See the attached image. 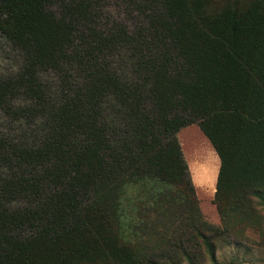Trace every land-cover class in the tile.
I'll return each instance as SVG.
<instances>
[{
    "label": "trees",
    "instance_id": "obj_1",
    "mask_svg": "<svg viewBox=\"0 0 264 264\" xmlns=\"http://www.w3.org/2000/svg\"><path fill=\"white\" fill-rule=\"evenodd\" d=\"M104 1L0 0L20 59L0 73V264H217L246 230L264 249V0H114L111 20ZM190 125L218 159V226Z\"/></svg>",
    "mask_w": 264,
    "mask_h": 264
},
{
    "label": "rangeland",
    "instance_id": "obj_2",
    "mask_svg": "<svg viewBox=\"0 0 264 264\" xmlns=\"http://www.w3.org/2000/svg\"><path fill=\"white\" fill-rule=\"evenodd\" d=\"M250 0H209V7L215 8L224 3H232L237 6L246 5ZM114 0L103 2L105 17L122 19L123 6L116 5ZM20 66L18 53L0 44V73L12 74ZM41 82L51 91L55 89L57 78L51 71L40 74ZM3 126L7 122L1 121ZM17 123L9 124L3 129H13ZM181 153L186 164L188 178L194 189L197 206L205 221L218 226L219 219L211 202L214 193L215 177L218 169V159L208 141L201 134L196 125H190L180 129L176 135ZM240 245L222 246L217 249L215 259L217 264H264V249L261 248V238L255 232L246 230ZM201 264H211L207 260Z\"/></svg>",
    "mask_w": 264,
    "mask_h": 264
},
{
    "label": "crops",
    "instance_id": "obj_3",
    "mask_svg": "<svg viewBox=\"0 0 264 264\" xmlns=\"http://www.w3.org/2000/svg\"><path fill=\"white\" fill-rule=\"evenodd\" d=\"M216 178V177H215Z\"/></svg>",
    "mask_w": 264,
    "mask_h": 264
}]
</instances>
